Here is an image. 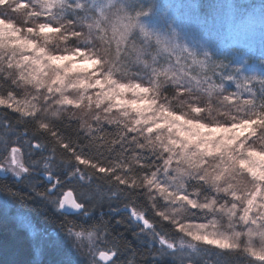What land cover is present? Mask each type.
Segmentation results:
<instances>
[{
    "label": "snow or ice",
    "instance_id": "obj_1",
    "mask_svg": "<svg viewBox=\"0 0 264 264\" xmlns=\"http://www.w3.org/2000/svg\"><path fill=\"white\" fill-rule=\"evenodd\" d=\"M151 15L145 0H0V153L19 176L25 145L39 149L38 137L50 136L68 150L72 138L61 129L82 127L99 139L88 114L94 110L98 122L103 111L115 129L106 135L129 149L115 178L142 197L130 212L133 239L147 237L142 258L264 264V49L258 59L243 46L214 51L174 26L148 25ZM100 44L107 60L96 52ZM42 111L77 118L55 123ZM65 205L81 208L71 191L59 201ZM100 256L113 264L116 251Z\"/></svg>",
    "mask_w": 264,
    "mask_h": 264
},
{
    "label": "trees",
    "instance_id": "obj_2",
    "mask_svg": "<svg viewBox=\"0 0 264 264\" xmlns=\"http://www.w3.org/2000/svg\"><path fill=\"white\" fill-rule=\"evenodd\" d=\"M145 2L152 7L149 19H157L156 12L163 5L159 0ZM181 6L187 9L190 26H203L206 29L204 34H209L206 41L212 45L213 50L218 47L225 53L237 51L238 46L228 48L224 36L218 33L221 30L216 24L224 18L223 14L232 12L243 17L249 12L264 13V0H182ZM164 27L168 29L170 26ZM61 131L65 132V140L69 136L72 138L68 150L60 146L63 142L60 138L53 139L50 136L38 137L41 144L38 151L25 145L23 155L26 166L34 175L32 184L0 180V195L12 205L9 208L3 199L0 200V264H83L78 257L74 263L73 260L67 263L61 259L66 253V243L62 242H59V246L44 247L38 253L37 244L28 231L20 226L16 210L37 228L56 235L60 241L68 235L69 229L74 232H95L101 238L102 251L109 253L117 250L123 264H151L145 259L149 255L147 237H141L145 240V244H141L132 236L138 231V226L134 224L130 212L133 207L140 209L142 197L130 193L115 180L117 174L123 173H117L114 165L118 162L123 165V160L110 154L102 144L90 142L89 137L80 131ZM71 148H75L74 153ZM81 155L87 161L84 164L76 159ZM98 166L108 168L109 171L100 173ZM40 174L51 176V184L55 179L60 181V188L56 192L58 202L67 191H71L78 202L87 197L91 201L89 211L96 214L99 228L77 224L67 217L63 222L53 218L47 210L46 201L51 203L56 194L49 193L50 184ZM79 174L82 182L75 181ZM203 257L214 259V256L209 257L207 253ZM96 264L103 263L96 261Z\"/></svg>",
    "mask_w": 264,
    "mask_h": 264
},
{
    "label": "rangeland",
    "instance_id": "obj_3",
    "mask_svg": "<svg viewBox=\"0 0 264 264\" xmlns=\"http://www.w3.org/2000/svg\"><path fill=\"white\" fill-rule=\"evenodd\" d=\"M182 0H159L161 8H159L156 12L157 19H148L146 23L152 27L156 28H165L164 26H174L175 30L179 31L182 35H187L189 37V43H191V38H202L207 40V36L209 34L206 33V29L203 26L199 27H191L188 19L187 9L182 8L181 6ZM224 18L217 22V27L221 30L220 34L224 36L226 41V45L228 48H233L235 45L238 46V50H240L241 46H243L244 50L249 53L255 52V58H259V53L262 49H264V13H256L249 12L245 16H236L234 13L225 12L223 14ZM226 51V50H225ZM231 52V51H229ZM228 53V51H227ZM225 58V57H223ZM227 59V58H226ZM37 151L39 149H36ZM22 163L26 169L25 172H22V176H28L30 179L25 180L32 184L33 181V173L28 169L25 163L24 155L21 157ZM0 168L6 170V173L11 172H19L20 169L11 164L10 160L6 157H3V154L0 153ZM5 174L4 172H0V175ZM42 179L50 178L48 183L50 184L49 193L56 194V192L60 188V181L54 180L51 184V176L40 174ZM12 181V180H11ZM75 181L82 182L81 174L76 175ZM57 194L52 204H58ZM3 199V196L0 195V200ZM63 199V196L60 200ZM6 206L12 205L9 203V200H4ZM50 202L46 201V204ZM9 207V208H11ZM18 213V221L21 227L27 229L26 225L30 224L32 228L35 230V237L33 238L30 234L32 240L37 244V252L41 253V250L44 247H54L59 246V242L61 244L66 243L65 248L66 253L61 257V259L65 260L67 263H70L73 260L76 262V259L81 261L83 264H96V261H99L100 253H105L102 251L101 246V238L95 232L89 233L81 232L82 235L79 237H74L72 235H67L61 241L57 239L56 235L46 232L45 230L37 228L27 217L23 214L19 215V210H16ZM29 233V232H28ZM107 254V253H105Z\"/></svg>",
    "mask_w": 264,
    "mask_h": 264
},
{
    "label": "clouds",
    "instance_id": "obj_4",
    "mask_svg": "<svg viewBox=\"0 0 264 264\" xmlns=\"http://www.w3.org/2000/svg\"><path fill=\"white\" fill-rule=\"evenodd\" d=\"M13 2H15V0H13ZM12 5L9 4V8ZM2 11L7 12V9H3ZM15 19L17 22H20L23 19V14L22 13H18L15 14ZM96 52L98 55H100L101 57L105 58L106 60L108 59L107 56V50L104 48L103 44H100L97 48H96ZM110 64H106L105 67H110ZM135 71V69H134ZM203 102V101H202ZM225 111L228 110V106H223ZM83 114V110L81 111L79 115ZM95 114V111L93 110L92 113L88 114V124L89 125H95V131H96V137H99V139L97 138H91L89 139L90 142H98L100 144H102L105 149L110 153L113 154L116 157L119 158H123V153L127 152L129 149L125 148L124 145H121L119 149L115 148V144L119 143L118 140H114L113 137L111 135H106L107 132H111V131H115V129H111L106 121L103 118V111H101L99 113L100 116V120L97 122L93 119ZM190 115V113H189ZM215 115V113H214ZM41 118L42 119H51L53 120L55 123H59L61 120L64 119H69V118H77V117H72V113L70 111H64L61 113V115L59 117L56 118H52L50 116V113L47 111H42L41 112ZM79 131L81 133H83L84 135L89 137V132L87 130L86 127H82L79 129ZM122 132V130H121ZM11 139V137H9ZM129 144H131V142H128ZM24 151H25V147H24ZM3 154V153H2ZM3 157L6 158V156L3 154ZM151 159V157H150ZM134 163L133 159H130L129 161V165H124L125 168L129 167L130 164ZM116 165H114L115 167ZM30 179V177L28 176H22L19 175L17 176L15 174V172H11V173H6L3 175H0V180L3 181H8V180H12L15 183H21L22 181L28 180ZM127 179V178H125ZM115 180L118 182V178H115ZM137 187H142V185H140L139 183H137ZM79 203L81 204V208L79 210H71V209H61L59 207L58 204L54 205V204H47V210L48 212H50L53 216V218H56L57 220H59L60 222L64 221V218L67 217L68 220L73 221L77 224H83L85 226H95L97 228H99V220L96 218V214L94 212H90L89 208L91 207V201L85 197L84 199L80 200ZM116 251V256L113 259V264H123V260L121 259V255L120 253ZM185 251H187L185 249ZM208 254V253H207ZM211 256H215V253H211ZM193 264H202V259H196L195 257H193Z\"/></svg>",
    "mask_w": 264,
    "mask_h": 264
},
{
    "label": "water",
    "instance_id": "obj_5",
    "mask_svg": "<svg viewBox=\"0 0 264 264\" xmlns=\"http://www.w3.org/2000/svg\"><path fill=\"white\" fill-rule=\"evenodd\" d=\"M47 180H48V181H50V178H47ZM74 198H75V197H74ZM75 200H76V199H75ZM64 209H70V208H69V206H68V205H65V206H64ZM71 210H72V209H71ZM99 261H100L101 263H103V264H104V262H103V260H102V257H101V256L99 257Z\"/></svg>",
    "mask_w": 264,
    "mask_h": 264
}]
</instances>
